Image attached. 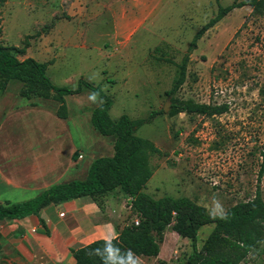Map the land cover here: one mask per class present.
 Returning <instances> with one entry per match:
<instances>
[{"label":"rangeland","instance_id":"1","mask_svg":"<svg viewBox=\"0 0 264 264\" xmlns=\"http://www.w3.org/2000/svg\"><path fill=\"white\" fill-rule=\"evenodd\" d=\"M232 1L155 0L157 10L134 37V51L118 52L115 47L120 44L110 35V20L103 16L90 23L78 19L82 11L102 12V1L0 0V47L19 60L49 62L46 75L54 86L76 88L80 79L99 86L112 101L109 116L113 121L121 115L132 120L145 118L162 110L168 101L167 112L136 132L160 151L150 158L153 174L144 192L155 199L186 197L212 214L214 200L224 211L252 199L256 190L264 200V169L259 174L264 152V16H252L247 6L233 10L206 30L189 54L185 81L176 97L226 104V113L209 118L184 113L169 117L170 98L165 92L194 34L216 15L218 4L224 7ZM116 2L126 6L129 0ZM118 28L120 31L122 26L118 24ZM104 45L118 56L109 65L97 57ZM24 87L10 81L0 89L1 170L12 165L5 162L29 144L34 146L32 157L40 156L45 148L41 143L61 123L55 116L58 103L21 98ZM90 93L84 90L81 95L66 97V124L84 152L82 164L91 159L86 145L90 134L75 125V120L100 136L88 121V112L100 99L90 101ZM104 139L106 144L112 142L110 137ZM9 191L0 183V201L32 198L29 193ZM123 204L125 224L137 222L129 198ZM212 229L213 225L200 228L198 248ZM158 244L157 257H133L130 264H185L191 253L190 241L169 227ZM263 259L261 247L241 264H263Z\"/></svg>","mask_w":264,"mask_h":264},{"label":"trees","instance_id":"2","mask_svg":"<svg viewBox=\"0 0 264 264\" xmlns=\"http://www.w3.org/2000/svg\"><path fill=\"white\" fill-rule=\"evenodd\" d=\"M214 1L218 3V0ZM243 6L250 8L252 16H264V0H233L224 7L218 4L216 15L194 34L187 53L177 65V75L165 92L170 98L169 117L184 113L209 118L227 112L226 104L178 99L176 93L185 81L188 57L196 48L197 41L227 14ZM49 64L32 58L19 60L10 50L0 47V89L10 81L21 83L25 86L21 98L54 100L58 103L56 116L60 119L67 117L65 96L80 94L84 90L99 93L100 104L92 110L90 123L99 135L112 138L113 155L94 159L83 180L51 186L27 201L0 203V221L37 216L44 207L81 197H89L100 206L102 198L117 189L130 199L131 213L137 218V223L123 226L109 241L96 240L70 249L74 264H130L133 257L155 258L159 254L158 242L168 227L179 237L190 241L191 253L185 264H241L249 253L261 247L264 252V200L259 190L252 199L228 208L226 218L214 216L186 197H151L144 192L153 174L150 158L160 155V151L151 141L138 137L136 132L162 115L163 111H152L147 117L136 120L121 115L113 121L109 116L112 101L99 86L83 79L78 81L76 88L54 86L46 75ZM261 156L259 174L264 169V152ZM205 225H213V229L198 248V231ZM109 242L118 249H112L111 255L105 249ZM97 249L99 255L92 254ZM129 250L134 255H126Z\"/></svg>","mask_w":264,"mask_h":264},{"label":"crops","instance_id":"3","mask_svg":"<svg viewBox=\"0 0 264 264\" xmlns=\"http://www.w3.org/2000/svg\"><path fill=\"white\" fill-rule=\"evenodd\" d=\"M99 1L103 4L102 12L82 11L78 19L90 23L103 16L112 22L110 35L115 43L120 44L115 50L134 51V37L146 28L147 22L154 17L157 10L155 0H129L126 6L116 0ZM118 24L122 26L120 31ZM118 39L121 41H117ZM141 43H145L144 39ZM101 48L98 49L97 57L108 65L118 57L108 52L109 45ZM106 70L109 72V69ZM81 94L83 92L76 95ZM66 97L68 96L64 97L65 105ZM99 104L95 103L88 112V121L92 110ZM66 109L68 112L67 106ZM58 120L61 123L41 143L45 148L39 152L40 156L32 157L31 150L34 146L29 144L24 152L19 151L5 162L12 165L4 170L0 169V183L10 190V194L29 193L35 198L51 186L83 180L94 159L113 155V141L106 144L104 139L109 137L91 134L88 125L84 127L76 119L74 124L85 128L87 134H90L86 135V139L90 138L86 145L91 150V159L87 164H82L84 152L70 134L66 124L69 116ZM32 198L13 201L7 197L0 203H19ZM101 201L98 206L89 197H81L44 207L37 216L0 221V264H74L70 249L96 240L109 241L126 225L124 220L127 209L124 208L123 201H127V198L116 189L106 194Z\"/></svg>","mask_w":264,"mask_h":264},{"label":"clouds","instance_id":"4","mask_svg":"<svg viewBox=\"0 0 264 264\" xmlns=\"http://www.w3.org/2000/svg\"><path fill=\"white\" fill-rule=\"evenodd\" d=\"M98 96H99V93H90L88 98H89L90 101H92V102L95 103V102H97ZM212 214L214 216L215 215H219L220 218H226V213H225V211L223 209V206H222V204L218 200H214V211H213ZM105 249L109 252V255H111L112 249H115V248L109 242L105 246ZM115 250L118 251V249H115ZM92 254L99 255V249L94 250V252ZM127 254L134 255L130 250L126 253V255Z\"/></svg>","mask_w":264,"mask_h":264},{"label":"water","instance_id":"5","mask_svg":"<svg viewBox=\"0 0 264 264\" xmlns=\"http://www.w3.org/2000/svg\"><path fill=\"white\" fill-rule=\"evenodd\" d=\"M168 109H169V103H168V101H166L165 105H164L163 108H162V111H163V112H167Z\"/></svg>","mask_w":264,"mask_h":264},{"label":"built area","instance_id":"6","mask_svg":"<svg viewBox=\"0 0 264 264\" xmlns=\"http://www.w3.org/2000/svg\"><path fill=\"white\" fill-rule=\"evenodd\" d=\"M81 156H79V158H80ZM129 202H130V199H129ZM135 223H137V222H135Z\"/></svg>","mask_w":264,"mask_h":264}]
</instances>
